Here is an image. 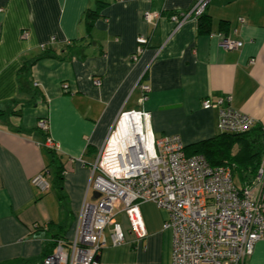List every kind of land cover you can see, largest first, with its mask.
<instances>
[{"label":"crops","instance_id":"1","mask_svg":"<svg viewBox=\"0 0 264 264\" xmlns=\"http://www.w3.org/2000/svg\"><path fill=\"white\" fill-rule=\"evenodd\" d=\"M197 1L0 0V264H40L56 241L74 238L83 205L98 199L93 166L121 112H149L154 136L177 134L184 145L221 133L219 107L203 108L205 99L228 95L233 108L264 124V0H209L206 33L193 15L179 25L172 19ZM95 9L88 26L86 12ZM220 34L242 46L225 50ZM139 35L148 42L132 60ZM141 82L150 85L143 103ZM41 118L59 147L61 186ZM42 170L45 192L31 183ZM253 185L264 191V181ZM139 209L146 235L117 214L125 242L113 246L107 235L100 264H171L166 211L151 201ZM244 264H264V240Z\"/></svg>","mask_w":264,"mask_h":264},{"label":"built area","instance_id":"2","mask_svg":"<svg viewBox=\"0 0 264 264\" xmlns=\"http://www.w3.org/2000/svg\"><path fill=\"white\" fill-rule=\"evenodd\" d=\"M208 2L198 0L181 20L176 15L172 19L177 25L191 15L196 19ZM144 18L150 21L153 15L146 12ZM147 42L145 36L137 37L132 60L138 59ZM219 44L225 50L242 46L241 41L222 34ZM139 88L143 103L148 98L150 85L141 82ZM229 102L227 95L216 103L210 99L202 103L205 109L219 107L221 131L240 133L257 124ZM126 114L138 117L135 134L109 149L117 123ZM261 126L264 130V124ZM37 128L48 133L47 120L39 119ZM45 146L59 151L58 144L48 135ZM97 160L91 182L92 189L99 193L97 201L83 205L74 238L69 242L58 241L54 251L40 264H100L107 235L113 246L125 242L117 214L125 215L130 231L139 238L146 235L139 204L147 201L167 213L162 229L172 235L171 264H244L255 243L264 240V191L250 187L241 190L229 166H212L202 154L187 155L177 134L154 136L150 113L145 110L120 113ZM255 180L264 181L263 166L259 167ZM31 183L47 191L45 170L35 174Z\"/></svg>","mask_w":264,"mask_h":264},{"label":"trees","instance_id":"3","mask_svg":"<svg viewBox=\"0 0 264 264\" xmlns=\"http://www.w3.org/2000/svg\"><path fill=\"white\" fill-rule=\"evenodd\" d=\"M98 15L97 9L86 12L88 26H91V23ZM196 20L201 32L206 33L210 31L209 16L205 12L197 17ZM45 49L46 45L44 47ZM23 70L26 72L27 67H24ZM44 135L47 136L48 133H44ZM48 149L52 153V160L58 166L56 184L61 186L63 183L62 166L55 158L57 152L53 149ZM185 152L187 155L202 154L212 166H229L238 188H242L241 190L246 187L254 188L253 183L264 154V130L261 124L257 123L247 131L240 133L221 131V133L210 138L185 145ZM56 243L57 241L55 245Z\"/></svg>","mask_w":264,"mask_h":264},{"label":"bare ground","instance_id":"4","mask_svg":"<svg viewBox=\"0 0 264 264\" xmlns=\"http://www.w3.org/2000/svg\"><path fill=\"white\" fill-rule=\"evenodd\" d=\"M138 117L132 115H124L117 123V127L112 134L109 142V149L114 148L116 144L129 137L131 139L137 127Z\"/></svg>","mask_w":264,"mask_h":264},{"label":"rangeland","instance_id":"5","mask_svg":"<svg viewBox=\"0 0 264 264\" xmlns=\"http://www.w3.org/2000/svg\"><path fill=\"white\" fill-rule=\"evenodd\" d=\"M95 200H94V198H92V190H90L89 191V193H88V197H87V202L88 203H93ZM120 207V204H118L117 205V208H119ZM121 219V221H123L125 224H126V221H125V215H123V214H120L118 217H117V219Z\"/></svg>","mask_w":264,"mask_h":264},{"label":"water","instance_id":"6","mask_svg":"<svg viewBox=\"0 0 264 264\" xmlns=\"http://www.w3.org/2000/svg\"><path fill=\"white\" fill-rule=\"evenodd\" d=\"M94 195H95L96 197H98V196H99V193L95 192Z\"/></svg>","mask_w":264,"mask_h":264}]
</instances>
